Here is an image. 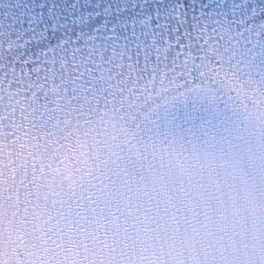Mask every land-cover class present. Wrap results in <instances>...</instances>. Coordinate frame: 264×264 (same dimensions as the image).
Wrapping results in <instances>:
<instances>
[{
  "label": "snow or ice",
  "instance_id": "6c2138e0",
  "mask_svg": "<svg viewBox=\"0 0 264 264\" xmlns=\"http://www.w3.org/2000/svg\"><path fill=\"white\" fill-rule=\"evenodd\" d=\"M0 264H264V0H0Z\"/></svg>",
  "mask_w": 264,
  "mask_h": 264
}]
</instances>
